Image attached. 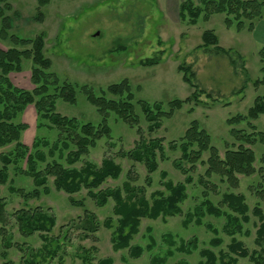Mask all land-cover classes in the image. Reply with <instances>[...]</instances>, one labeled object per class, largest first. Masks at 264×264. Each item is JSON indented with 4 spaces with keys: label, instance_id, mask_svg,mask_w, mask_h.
<instances>
[{
    "label": "rangeland",
    "instance_id": "obj_1",
    "mask_svg": "<svg viewBox=\"0 0 264 264\" xmlns=\"http://www.w3.org/2000/svg\"><path fill=\"white\" fill-rule=\"evenodd\" d=\"M182 2L183 0H52L50 5L42 9L45 15L43 23L33 20L38 9L36 0L13 2L19 16L14 19L12 33L25 39L45 34V55L52 62L51 72L56 74L61 82L78 87L76 105L61 99L57 101L56 111L63 117L76 118L81 123L101 124L103 117L88 102L81 88L87 86L93 89L97 96H101V92L109 86L124 80L130 82L136 101L162 103L164 110L168 112L169 103L175 100L185 101L194 92L184 83L183 75L178 71L181 64L192 67L194 82L201 94L198 105L185 104L173 117L164 118L162 128L155 133H150L148 123L140 109H137L141 117L143 138L147 141L155 138L164 140L165 156L169 161H160L157 173L149 176L144 165L120 156L121 152L134 149L140 141V136L136 129L128 127L114 114L110 115L108 125L112 130L111 139L101 140L85 158V162H91L97 167L102 165L105 158H112L122 167L121 178L116 181L108 180L103 189H116L130 182L132 186L144 188L148 199L158 191L167 193L164 185L166 182L177 184L185 180V176L173 165V161L181 157V152L173 151L171 143L179 142L191 123L197 121L210 135L212 145L219 150L223 158L228 148L236 146L230 134L233 127H229L227 121L238 115H247L256 99L264 95V86H254V82L264 76L259 55L264 48L261 33L256 36L247 31L238 33L235 29H228L225 26L226 17L222 14L212 16L207 22L201 18L196 26H188L179 18ZM196 3L199 4V0H196ZM258 26L261 30L264 23ZM206 31H214L219 38L220 47L231 51L238 62L237 69L232 66L229 57L215 53L212 49L199 48L203 45L202 36ZM5 48L6 46L0 43V49ZM155 56H161V62L157 66L142 67L139 64L140 61ZM244 70L248 73L247 77ZM31 71V63L25 61L23 73L12 75V82L22 89L33 90ZM191 110L194 111L191 113ZM19 121L29 127L23 135V142L29 146L33 145L36 138H46L54 142L58 137V131L40 127L45 123L39 119L34 106L28 107ZM253 124L257 132H264V115ZM234 128L252 132L247 124ZM254 151L258 158L256 168L260 169L264 146L258 143ZM208 158L209 154H204V160ZM83 165L84 162L76 167L81 168ZM162 172L168 174L166 179H163ZM205 172L206 167L199 165L193 173L195 183L188 187L189 197L182 205V215L165 220H142L140 232L131 242L132 245L144 249V254L139 259L129 258L128 251L113 250L111 239L114 229L108 230L102 226L98 233L85 239L75 226L78 219L84 217V210L87 209L97 216L102 225L107 219L113 218L115 227L117 217L113 213V201L99 208L88 197L87 191H82L73 198L77 201L84 200L85 207H74L70 204L68 195L56 191L53 180L49 184L48 195L43 194L38 200L25 201L12 193L10 187L31 192L34 190L33 181L17 174L13 168L10 169V179L13 183L1 188V197L6 200L10 215L20 209L41 207L56 218V227L50 236L59 237V249L55 245L51 247L57 250V255L45 262L39 258V264H81L82 249L93 247L98 250L93 253L96 260L112 258L114 264H153L154 258H166L164 264H179L182 261L201 264L199 251L191 255L177 251L181 242L197 238L199 250L210 248L215 234L208 225L216 229L219 238L224 241L221 248L212 249L216 254L220 250L227 252L232 242L223 232L224 219L206 216L201 226L196 225L194 221L185 224L186 215L193 212L204 200V187L199 185V180L204 177ZM239 179L240 186L237 189L220 183L217 178L213 179L211 182L217 187L215 190L210 186L212 191L209 192V198L218 205L227 191L246 196L251 222L244 226V232L249 235H237V239L243 242L250 252L259 251L255 243L259 221L252 211L260 206L264 214V202L255 195L260 185L264 187V174L250 178L242 176ZM8 240L2 242L0 238V264H23V258H30L32 253L41 250L43 246L38 234L30 238L21 236L13 220ZM171 242L174 243L173 246ZM169 251L174 253L172 257L167 256ZM3 253H7V258H3ZM238 264L253 263L248 259H239Z\"/></svg>",
    "mask_w": 264,
    "mask_h": 264
},
{
    "label": "trees",
    "instance_id": "obj_2",
    "mask_svg": "<svg viewBox=\"0 0 264 264\" xmlns=\"http://www.w3.org/2000/svg\"><path fill=\"white\" fill-rule=\"evenodd\" d=\"M15 0H0V43L6 46L0 49V238L2 242L8 240L9 228L12 220L18 227L19 233L25 238L38 234L43 242L41 250L32 253L28 259L23 258V264H39L38 259L47 261L57 254V250L51 247L55 245L59 249V237L51 235L56 227V218L49 215L41 207L35 209H20L14 214L7 211V202L1 197V188L12 184L10 169L23 177L30 178L34 184V190L25 192L22 189H15L12 186V193L20 196L25 201L38 200L43 194L50 193L49 184L52 181L58 192L65 193L69 202L74 207H85V201H77L73 197L87 191L88 197L94 201L97 207L102 208L110 201L115 203L114 216L117 217V225L113 226V218L107 219L103 225L97 216L84 210V217L78 219L75 226L89 239L90 235L98 233L103 226L112 230L111 243L115 252L128 251L129 258L139 259L144 254L141 246L132 245L131 242L140 232L143 219L158 220L174 218L182 215V205L188 199V187L194 185L193 173L199 165L206 167L204 177L200 178L199 185L204 187L202 194L204 200L194 208L193 212L186 215L185 224L195 222L196 225H203L206 216L224 219L223 232L232 239L227 252L220 250L216 254L212 249H219L224 241L219 238L218 231L211 225L207 227L215 234L210 242V248L199 250L198 239L181 242L177 251L187 255L199 251L202 259L201 264H238L239 259H248L253 264H264V214L260 206L252 211L258 218L255 243L259 251L250 252L245 244L237 239V235L246 236L244 226L251 222L250 207L246 196L232 191L222 195L218 205L209 198V192L217 187L213 179L217 178L220 183L237 189L240 186L239 177H253L264 174V153L260 159L262 166L256 168L258 162L254 147L261 143L264 146V132H257L253 124L259 117L264 115V95L256 99L253 107L247 115H238L227 121L231 137L235 140L236 146L225 151L222 158L219 150L212 145L210 135L204 130L200 123L194 121L187 129L185 135L179 142L171 143L173 151L179 150L181 157L173 161V165L185 180L174 184L166 182V192L158 191L147 198L145 189L132 186L130 182L124 183L123 187L116 189L103 186L108 180H119L123 169L114 159L105 158L100 167L91 162H85L91 150L98 146L103 139H111L112 130L108 125V118L114 114L131 129H136L140 141L134 149L128 152H121L122 158L129 159L135 163L142 164L147 169L149 176L159 171L160 161H169L165 156L164 140H145L140 128L139 108L145 121L148 123L150 133H155L162 128V120L171 118L184 105L200 102V90L195 84V74L191 66L181 64L178 67L179 73L183 75V81L194 92L187 100H175L169 103V111L164 110L162 103H148L136 101L133 89L128 80L119 84L109 86L97 96L93 89L84 86L81 90L87 97L88 102L94 106L103 117L99 125L92 123H81L76 118L63 117L56 111V103L59 99L64 102L76 105L77 86L61 82L58 76L51 72L52 62L45 55L46 35L41 34L33 39L20 38L12 33L14 19L19 16L15 11L13 2ZM38 9L33 20L37 23L45 21L43 8L51 4L52 0H36ZM225 15V26L228 29H235L238 33L247 31L253 33L257 24L264 21V0H183L180 4L179 18L188 26H196L202 18L209 21L212 16ZM203 45L199 48L211 50L223 54L231 60L232 66L237 69L238 62L231 54L220 47L219 38L214 31H206L202 36ZM262 72L264 73V48L259 53ZM237 59L241 60L237 57ZM31 63V83L33 90H26L17 87L11 79L12 75L22 74L24 63ZM161 62V56L140 61L142 67L157 66ZM242 63V69H244ZM245 76L248 73L244 70ZM255 87L264 86V76L254 82ZM34 106L39 119L45 124L40 127L58 131V137L54 142L46 138H36L33 145L29 146L23 142V135L28 130V125L19 121L28 107ZM194 110H191V113ZM247 124L252 132L238 130L235 126ZM238 144V145H237ZM11 150H6L10 149ZM7 151V152H6ZM208 153L209 158L204 160V154ZM81 168L76 165L83 163ZM163 179L168 177L162 172ZM131 180V178H130ZM150 182V178H149ZM213 186L210 188V186ZM255 195L264 202V187L256 189ZM95 240V239H94ZM9 245L11 246L10 239ZM173 246V242L170 243ZM150 249V247H149ZM97 248H83L80 259L81 264H114L112 258L96 260L93 253ZM174 253L169 251L167 256L172 257ZM7 258V253L2 254ZM166 258H154L153 264H164ZM5 264H13L6 262ZM126 264H130L127 263ZM179 264H188L182 261Z\"/></svg>",
    "mask_w": 264,
    "mask_h": 264
},
{
    "label": "crops",
    "instance_id": "obj_3",
    "mask_svg": "<svg viewBox=\"0 0 264 264\" xmlns=\"http://www.w3.org/2000/svg\"><path fill=\"white\" fill-rule=\"evenodd\" d=\"M261 23H264V21H262V22H260L259 24H261ZM259 24H257V26H256V28H255V31L253 32V34L255 35L256 34V36H258V34H259V32L261 33V35H262V39L264 38L263 36H264V27L263 28H261V30H259ZM256 32V33H255ZM255 36V37H256ZM257 39H258V37H256Z\"/></svg>",
    "mask_w": 264,
    "mask_h": 264
}]
</instances>
